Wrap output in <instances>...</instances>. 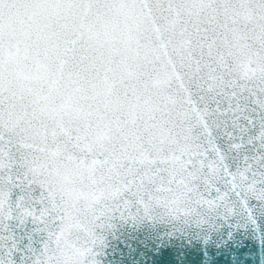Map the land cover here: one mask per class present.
I'll list each match as a JSON object with an SVG mask.
<instances>
[{"label": "snow or ice", "instance_id": "1", "mask_svg": "<svg viewBox=\"0 0 264 264\" xmlns=\"http://www.w3.org/2000/svg\"><path fill=\"white\" fill-rule=\"evenodd\" d=\"M132 211L264 213V0H0V264Z\"/></svg>", "mask_w": 264, "mask_h": 264}, {"label": "water", "instance_id": "2", "mask_svg": "<svg viewBox=\"0 0 264 264\" xmlns=\"http://www.w3.org/2000/svg\"><path fill=\"white\" fill-rule=\"evenodd\" d=\"M99 236L95 264H264V213L255 223L238 215L208 231L174 223L157 211L116 212Z\"/></svg>", "mask_w": 264, "mask_h": 264}]
</instances>
